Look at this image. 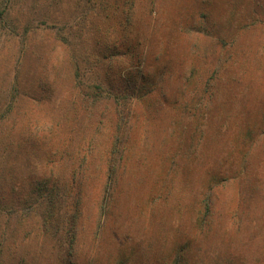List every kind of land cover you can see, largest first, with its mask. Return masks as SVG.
<instances>
[{
  "label": "rangeland",
  "instance_id": "rangeland-1",
  "mask_svg": "<svg viewBox=\"0 0 264 264\" xmlns=\"http://www.w3.org/2000/svg\"><path fill=\"white\" fill-rule=\"evenodd\" d=\"M6 19V264H264V0H10Z\"/></svg>",
  "mask_w": 264,
  "mask_h": 264
},
{
  "label": "trees",
  "instance_id": "trees-1",
  "mask_svg": "<svg viewBox=\"0 0 264 264\" xmlns=\"http://www.w3.org/2000/svg\"><path fill=\"white\" fill-rule=\"evenodd\" d=\"M95 1H99L103 6H108V3L110 2H116L117 0H95ZM137 0H125V4H129V6L132 8L135 6V3H136ZM9 2L10 0H0V30H1V27L3 26V24H7V14H8V8H9ZM110 7V6H109ZM117 9V8H116ZM114 11V10H113ZM129 18V19H128ZM127 19L129 20L130 22V18L131 17H128ZM77 69V68H76ZM47 75V73H46ZM48 77V75L46 76V78ZM17 79L13 82V85H14V89L17 90ZM38 89L41 90V91H44V85L42 84H39L37 85ZM120 87H122V90L119 92L120 96H123V95H128L129 97H125L123 99H119L121 100L122 102H126L127 103L131 100L132 96H133V93H134V88H135V83L134 82H131V84L128 82V81H124ZM95 93H90V95H87L86 97L90 98L91 99H94L96 98L97 96H93ZM4 114L3 116L1 115L0 117V132L3 130V123L1 122L2 119L4 118ZM263 121H264V118H263ZM116 147L117 145H119L118 143L115 144ZM118 149V147H117ZM117 150L114 151L111 155V158L110 160L108 161V174H110L111 172H113V169H114V162L116 161L117 159ZM244 159H242L243 161ZM241 161V165L244 164V161L242 162ZM217 180L218 179H214V178H211L210 179V183L208 181L207 184H209L207 186V188L209 189L208 191H214L216 189H218V185H217ZM2 192V191H1ZM206 199H204L203 201V206H202V210L199 211L196 215H194L192 217V219H194L195 223H196V228L198 230H201L204 228L205 225L208 224V221L210 220V216H211V206H210V196L209 195H206L205 196ZM1 246V244H0ZM2 249L0 248V264H6L4 261H5V258H3V256L5 255H2ZM24 261V260H23ZM178 262H180L179 260H177ZM188 260L186 261V264H187ZM174 264H176V261L174 260Z\"/></svg>",
  "mask_w": 264,
  "mask_h": 264
}]
</instances>
